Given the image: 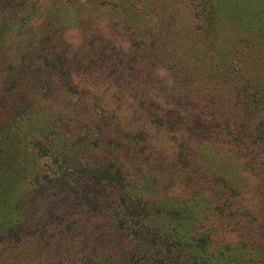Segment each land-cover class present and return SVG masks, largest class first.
<instances>
[{
  "label": "trees",
  "instance_id": "1",
  "mask_svg": "<svg viewBox=\"0 0 264 264\" xmlns=\"http://www.w3.org/2000/svg\"><path fill=\"white\" fill-rule=\"evenodd\" d=\"M37 2L33 0L31 11L39 10ZM61 6L44 11L53 14ZM31 17L26 14L18 31ZM257 18L259 29L248 36L247 46L264 52V16ZM211 19L213 28L216 17ZM14 31L11 23H0V253L5 255L0 264H264L262 236L240 229L221 237L223 224L213 202L217 192L202 180L195 182L192 170L184 168L171 186L157 182L160 175L151 169V158L165 146L154 142L151 132L164 121L159 115H141L137 106L133 111L135 98L110 107L107 116L108 104L102 98L90 97L88 89L78 90L75 102L84 111L93 108L94 116L106 123V134L95 137L86 116L67 117L72 106L65 87H71L70 80L61 84L55 69L51 75L56 100L50 101L49 90L43 95L23 82L9 84L14 64L1 48ZM135 60L145 64L146 55L136 51ZM260 70L249 73L252 83L262 79ZM254 103L253 112L264 99L255 98ZM141 123L145 126L139 130ZM263 123L255 124L248 138L264 141V132L257 133ZM169 125L174 129V120ZM200 145V161L233 192L236 186L227 183L247 180L235 162L248 159L246 167L253 170L264 159H250L252 153L237 155L240 146L227 140ZM212 149L222 151L229 165L213 164L206 156ZM93 154L103 158L93 161ZM60 236L66 244L54 241Z\"/></svg>",
  "mask_w": 264,
  "mask_h": 264
},
{
  "label": "rangeland",
  "instance_id": "2",
  "mask_svg": "<svg viewBox=\"0 0 264 264\" xmlns=\"http://www.w3.org/2000/svg\"><path fill=\"white\" fill-rule=\"evenodd\" d=\"M66 1L38 0L35 12L30 9L33 0H0V23H11L16 30L1 48L14 64L9 84L23 82L43 95L49 90L50 101L56 100L51 75L55 69L61 84L70 80L71 87H65L72 106L67 117L86 116L95 137L106 134V123L102 116H94L93 108L84 111L75 102L76 92L88 89L90 97L102 98L108 104L107 116L110 107L131 103L132 96L137 103L133 111L137 106L141 115H159L164 121L151 132L153 141L165 146L151 158V169L160 175L157 182L171 186L184 168L192 170L195 182L202 180L217 192L213 202L220 211L222 238L240 229L264 238V159L253 170L246 167L248 159L235 162L247 178L245 184L227 183L236 186L235 192L199 159L201 143L219 145L225 140L240 146L237 155L252 153L250 159L264 155V141L248 138L256 131L254 125L264 122V103L252 111L254 99H264V52L247 46L248 36L259 29L257 15L264 16V0H69L68 6ZM60 5L53 14L44 11ZM28 13L33 17L18 31ZM136 51L146 55L145 64L137 63ZM257 68L262 79L252 83L249 73ZM87 103L92 105L93 100ZM196 104L202 109L195 111ZM54 115H59L57 108ZM172 120L174 129L169 125ZM144 126L141 123L139 130ZM260 131L264 132V123ZM222 154L206 151L213 164L228 166ZM93 155V161L103 158ZM65 240L60 236L54 241L66 244ZM4 261L3 254L0 263Z\"/></svg>",
  "mask_w": 264,
  "mask_h": 264
}]
</instances>
